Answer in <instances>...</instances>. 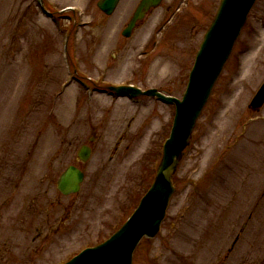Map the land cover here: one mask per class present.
I'll use <instances>...</instances> for the list:
<instances>
[{"label":"rangeland","instance_id":"1","mask_svg":"<svg viewBox=\"0 0 264 264\" xmlns=\"http://www.w3.org/2000/svg\"><path fill=\"white\" fill-rule=\"evenodd\" d=\"M98 1L0 0V264H62L134 212L154 181L175 108L100 89L136 84L181 99L221 3L164 0L125 39L140 0H121L109 17ZM67 39L69 65L85 85L63 60ZM263 83L257 0L174 176L161 232L140 242L134 264H264V106L250 107ZM90 139L81 192L60 196L59 176ZM16 208L25 221L38 212L41 237L11 231Z\"/></svg>","mask_w":264,"mask_h":264},{"label":"water","instance_id":"2","mask_svg":"<svg viewBox=\"0 0 264 264\" xmlns=\"http://www.w3.org/2000/svg\"><path fill=\"white\" fill-rule=\"evenodd\" d=\"M256 0H222L219 11L208 30L197 54L189 84L182 100L165 96L157 90L141 92L132 87L112 88L118 96L131 98L146 95L173 104L176 115L169 139L163 150L162 162L156 179L138 209L129 221L103 244L87 249L67 264H132L133 253L143 237L154 238L165 217L167 206L175 192L172 178L181 161L182 152L188 146L197 120L209 101L213 87L219 78L233 46L239 37L249 11ZM120 0H100L98 8L106 15H112ZM162 0H141L123 36L129 38L136 27L152 8ZM264 103V86L253 101L259 108ZM90 150L82 148L80 158L86 161ZM83 181V174L75 167H69L58 181V189L64 195L77 193Z\"/></svg>","mask_w":264,"mask_h":264},{"label":"flooded vegetation","instance_id":"3","mask_svg":"<svg viewBox=\"0 0 264 264\" xmlns=\"http://www.w3.org/2000/svg\"><path fill=\"white\" fill-rule=\"evenodd\" d=\"M76 159H77V156H76ZM82 166L79 165L80 169L83 171V173L85 174V177H86V172H85V170L83 169ZM60 196H63V195L60 194ZM63 197H65V196H63ZM69 197H71V196H69ZM4 206H5V209H6V207L11 206V204H5ZM16 211H17V216H16V219L17 220L14 223L11 222L13 224V227H12L11 231L12 232L17 231L18 233L23 234V232L25 230H28V231L31 232V235H32V232H35L37 237L38 236L41 237V234L44 233L45 231L43 229H41L40 224L38 223V220H39V218H38L39 217L38 212L35 211V213H33L31 215V221H25L24 220V215H23V209L22 208H16ZM0 215H1V213H0ZM25 215L27 217V213L26 212H25ZM35 220H36V223L33 224V222ZM46 238L47 237H44V239H46ZM30 253L32 255V258L37 257V255H38V251H34V252H30ZM21 255H23V254H20V256ZM2 259L3 258L0 255V260H2ZM31 262L32 261L24 260L23 263L24 264H31ZM215 264H221V263H215Z\"/></svg>","mask_w":264,"mask_h":264}]
</instances>
